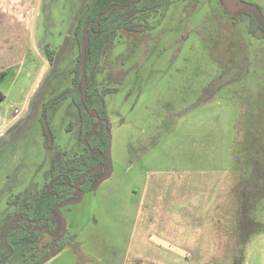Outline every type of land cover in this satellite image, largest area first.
<instances>
[{"label":"rangeland","instance_id":"obj_1","mask_svg":"<svg viewBox=\"0 0 264 264\" xmlns=\"http://www.w3.org/2000/svg\"><path fill=\"white\" fill-rule=\"evenodd\" d=\"M237 1L228 11L171 0L145 31H117L97 75L109 89V176L60 206L74 243L57 250L41 236L33 258L47 242L42 264H264V32L238 11L264 14V0ZM93 4L30 0L25 60L0 80V219L10 198L48 180L52 160L82 151L70 98L50 110L49 148L40 113L71 86Z\"/></svg>","mask_w":264,"mask_h":264},{"label":"trees","instance_id":"obj_2","mask_svg":"<svg viewBox=\"0 0 264 264\" xmlns=\"http://www.w3.org/2000/svg\"><path fill=\"white\" fill-rule=\"evenodd\" d=\"M170 1L94 0L93 10L89 6L81 14L76 30L80 48L86 32H89L84 59L85 93L82 95L83 85L78 57V63L71 69V86L42 104L40 121L44 145L49 148L53 143L50 110L62 99L70 98L78 110L77 137L82 143V151L73 156H65L60 161L52 160L49 178L38 191H24L8 200L12 208L8 209L0 219V264H42L50 257L49 248L52 244L44 242L43 245L48 247L46 253L33 257L41 245V236L44 235L51 237V240H57L55 243L57 250L74 243L73 235H68V232L63 233L60 206L95 189L101 176L109 171L106 154L108 135L102 121L107 117L104 95L109 89L100 88L97 80L101 69L100 61L119 29L145 31L149 25L144 24L143 21L152 12L168 5ZM220 2L230 11L229 4L235 1L220 0ZM237 2L236 0L235 3ZM109 7L108 12L101 15ZM238 11L240 14H249L255 18L257 25L264 32V14L259 5L242 2ZM109 15L113 16V20L105 23L103 18ZM2 76L3 73H0V79ZM0 98H2L1 91ZM66 237L68 242L64 243Z\"/></svg>","mask_w":264,"mask_h":264},{"label":"crops","instance_id":"obj_3","mask_svg":"<svg viewBox=\"0 0 264 264\" xmlns=\"http://www.w3.org/2000/svg\"><path fill=\"white\" fill-rule=\"evenodd\" d=\"M29 4L30 0H0V73L3 76L25 60L31 20ZM19 111L13 109V115Z\"/></svg>","mask_w":264,"mask_h":264},{"label":"water","instance_id":"obj_4","mask_svg":"<svg viewBox=\"0 0 264 264\" xmlns=\"http://www.w3.org/2000/svg\"><path fill=\"white\" fill-rule=\"evenodd\" d=\"M110 8H108L105 12H103L101 15H104L108 12ZM99 18V16L97 17V19ZM88 38V32H86L85 37L83 38L82 44H81V51H80V56H79V64L81 66V76H82V85H83V90H82V95L85 93V89H86V77H85V48H86V41ZM102 121L104 122V126L108 135V141H107V149H106V154H107V163L110 166V157H109V151H110V139H111V134H110V130L108 127V121L106 119H102ZM96 168V167H95ZM109 176V171L107 172V174L101 176V178L99 179V182L106 179ZM98 182V183H99ZM82 199V197H79L77 199H73L71 201H69L68 203L73 204V203H78L80 202ZM65 226H66V222L63 220V224H62V230L64 232L65 230Z\"/></svg>","mask_w":264,"mask_h":264},{"label":"flooded vegetation","instance_id":"obj_5","mask_svg":"<svg viewBox=\"0 0 264 264\" xmlns=\"http://www.w3.org/2000/svg\"><path fill=\"white\" fill-rule=\"evenodd\" d=\"M53 241H54V243H56V241H57V240H56V239H54Z\"/></svg>","mask_w":264,"mask_h":264},{"label":"built area","instance_id":"obj_6","mask_svg":"<svg viewBox=\"0 0 264 264\" xmlns=\"http://www.w3.org/2000/svg\"><path fill=\"white\" fill-rule=\"evenodd\" d=\"M15 112H18V110H17V109H15Z\"/></svg>","mask_w":264,"mask_h":264}]
</instances>
